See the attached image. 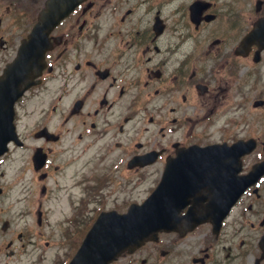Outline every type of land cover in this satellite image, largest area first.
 I'll return each instance as SVG.
<instances>
[{
  "label": "flooded vegetation",
  "instance_id": "flooded-vegetation-1",
  "mask_svg": "<svg viewBox=\"0 0 264 264\" xmlns=\"http://www.w3.org/2000/svg\"><path fill=\"white\" fill-rule=\"evenodd\" d=\"M46 2L0 0V80ZM260 21L264 0H83L49 32L47 66L40 83L16 101L14 119L24 140L33 128L48 157L51 145L68 137L84 141L77 160L99 146L89 158L96 175L75 167L74 159L60 164V174L70 163L75 167L72 181L60 182L66 208L79 213L69 226L87 228L102 211L127 210L128 191L111 189L117 181L124 187L153 177L159 184L167 166L171 172L169 198L158 202L172 204L165 211L180 220L109 264H264ZM43 127L58 140L36 135ZM237 141L250 149L238 170ZM209 146L217 148L211 159L217 168L191 165L209 163L200 152ZM134 157L151 162L131 165ZM51 161L37 171L31 163L32 169L47 179ZM237 174L248 184L234 199ZM198 217L203 220L187 228ZM26 237L17 233L23 245ZM7 246L0 254L18 250L14 242Z\"/></svg>",
  "mask_w": 264,
  "mask_h": 264
},
{
  "label": "rangeland",
  "instance_id": "rangeland-1",
  "mask_svg": "<svg viewBox=\"0 0 264 264\" xmlns=\"http://www.w3.org/2000/svg\"><path fill=\"white\" fill-rule=\"evenodd\" d=\"M54 87H58L53 82ZM54 87H52L54 89ZM51 127L55 129L60 125V113L56 114ZM32 124L30 119L29 126ZM26 146L13 148L7 162L2 164L0 171L4 172L1 176L0 184L10 187L0 196V245L6 246L10 239L14 240L17 252L7 255L5 252L0 255V264H66L71 258L73 251L80 242V237L85 234V228L80 226L68 227L63 223L64 215L70 213L65 206V196L60 189L63 183L72 181L74 168L82 165L81 169H89V174L96 175L100 170L95 169L97 164L90 163L89 158L96 155V148L91 147L79 160L76 157L80 150H84V141L74 143L70 137L66 138L61 145L60 142L54 146L56 148L51 168V173L45 180L48 191L45 194L40 192L42 181L39 180L37 172L31 165L30 156L33 153L31 147L38 142L34 139L33 128L23 132ZM73 136V135H71ZM79 162L74 167L73 163L60 174V168L56 165ZM57 168V169H56ZM62 178V180H61ZM121 180V178H119ZM124 179V177L122 178ZM117 181L112 184L113 190L125 189L129 203L132 201H142L156 185L153 177L145 180H133L131 182ZM64 200V201H63ZM39 203L45 209V219L42 225L37 221V210ZM8 219L11 223L10 229L2 233L1 224ZM26 234L23 241L17 238V233ZM82 235V237H83Z\"/></svg>",
  "mask_w": 264,
  "mask_h": 264
},
{
  "label": "water",
  "instance_id": "water-1",
  "mask_svg": "<svg viewBox=\"0 0 264 264\" xmlns=\"http://www.w3.org/2000/svg\"><path fill=\"white\" fill-rule=\"evenodd\" d=\"M76 1L66 0L65 4L68 6L64 9L58 5V0L50 1V10L43 16L42 24L48 26L56 24ZM42 24L35 30L38 31ZM34 35L37 36L36 33ZM9 117L10 114L4 112L0 114V154L5 150L7 141L15 135L14 125ZM165 181H169V175ZM164 185L155 189L143 203L131 204L126 213L101 215L69 264H107L121 250L132 249L152 236L159 228L167 227L171 213L158 210L159 205L156 201L159 189H164Z\"/></svg>",
  "mask_w": 264,
  "mask_h": 264
}]
</instances>
